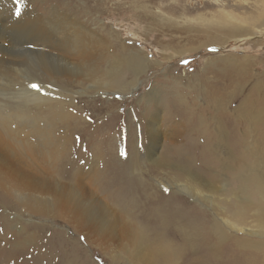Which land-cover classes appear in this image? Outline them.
<instances>
[{
	"label": "bare ground",
	"instance_id": "bare-ground-1",
	"mask_svg": "<svg viewBox=\"0 0 264 264\" xmlns=\"http://www.w3.org/2000/svg\"><path fill=\"white\" fill-rule=\"evenodd\" d=\"M91 2L93 12L78 15L66 12L62 0H25L19 16L15 0L0 6V67L13 72L19 99L1 126L9 129L10 118L32 121L35 112L44 111L45 148L55 167L61 160L57 180L75 179L73 186L59 183L49 199L26 197L21 205L28 213L67 219L104 252L103 245L118 246L128 264H264V80L249 74L253 56L240 60L227 54L217 64L207 56L194 96L179 91L165 98L153 85L137 99L145 132L139 135L131 123L121 152L117 134L124 116L117 112L118 101L95 94L134 91L161 63L146 49L123 42L113 25L101 23L97 13H105L106 1ZM256 2L251 23L264 25V0ZM247 27L227 32L238 37ZM211 73L216 85L207 77ZM76 81L91 83L92 101H76L84 93L72 89ZM245 84L249 94L239 95ZM108 115L117 119L111 127L100 121ZM164 140L170 143L159 155ZM152 165L165 177L148 180ZM13 253H5L0 264H11Z\"/></svg>",
	"mask_w": 264,
	"mask_h": 264
},
{
	"label": "rangeland",
	"instance_id": "rangeland-1",
	"mask_svg": "<svg viewBox=\"0 0 264 264\" xmlns=\"http://www.w3.org/2000/svg\"><path fill=\"white\" fill-rule=\"evenodd\" d=\"M4 1L7 0H0V6H5ZM62 1L64 2L62 7L66 12L77 15L78 13L93 12L91 10L93 6L91 0ZM98 1L107 2L104 5L105 13L101 15L97 13V18L101 19V23L109 26L113 25L112 28L120 31L123 42H131V44L146 49L145 51L150 59L159 60L161 63L155 65L156 68L149 69V73L153 77L146 78L147 80L145 79L143 84L140 83L134 91L130 88V91H126L121 96L118 93L111 92L108 95L101 94L99 96L95 94L96 98L118 101L117 112L124 116L123 126L120 130L118 129L120 134H117V138H120L119 140L123 143L120 148L121 152H123V145L128 143L131 123L134 124L139 135L145 132L146 122L142 113L143 108H141L143 103L137 102V99L144 93H149L153 85L162 90V95L165 98L172 97L174 92L179 91L184 93L183 96H194L198 88L199 74L204 72L205 62H207L209 56L213 58L211 62L214 61L216 64L227 54H233L236 57L235 59L239 58L240 60H246L247 57L253 56L251 60L254 59L255 66L249 71V74L253 73L258 76L259 80H264V25L260 23L252 25L251 23V15L256 13L258 9L256 0ZM221 10L223 13H221ZM246 21L249 23H246ZM244 26H249L247 27L248 36H246L247 33H237L238 37H235L227 32L229 28L232 30L237 28L240 32ZM183 30H188L190 33L187 34ZM0 40H2V36ZM201 40L213 45L203 46ZM191 47L200 48L189 51L188 49ZM182 52H184V55L180 54ZM165 56L174 58L167 60ZM227 73H223L222 76H226ZM195 74L198 75L196 77L191 76ZM217 75H220V72L216 73ZM207 77L211 85H216L214 74H208ZM12 79L13 72L0 67V260L5 259V253L14 252L11 255L13 260L11 264L17 261L18 264L20 262L21 264L27 262L29 264H74V262L75 264H128L121 256L122 253L120 248H117L118 246L109 245L110 247H107L103 245L107 248V251L104 252L101 247L91 245L85 234L76 233L73 227L66 223L68 222L67 219L28 213L24 205H21L26 197H41L42 201L49 199L57 192L59 183L64 182L69 186H73L75 179L64 177L60 181L57 180L61 160L55 167L56 160L45 148L49 136L46 133V123L43 119L44 111L35 112L32 121L17 119L15 120L17 123H15L10 118L12 123H10L9 129L1 126L2 118H9L19 101L15 95L17 85L11 84ZM176 80H180V82L177 83ZM89 84L91 83L81 85L78 81L74 83L72 88L74 91L84 92L78 95L76 101L81 102L79 97L93 100L92 96L88 95V93H92L87 89ZM115 91L117 90L115 89ZM246 94H249L247 84H245V90L239 91V95ZM197 99L201 100L200 97H197ZM31 105L29 104V106ZM108 117L105 120L100 119V121H106L108 127H111L109 125L116 122L117 119L112 115H108ZM107 125L106 130L108 129ZM75 136L76 141H79V134H75ZM171 141L173 143L176 140ZM169 143L164 140L160 144L159 155L164 154ZM124 155L127 156V153H124ZM148 167V173L145 176L148 177V180H151V177H165L163 174L158 176V173L153 170V165ZM46 189L48 190L45 191ZM251 225L256 226L255 223ZM51 241L55 243L52 244ZM81 245H83V248ZM79 254L80 256H78ZM67 255L68 257H66Z\"/></svg>",
	"mask_w": 264,
	"mask_h": 264
},
{
	"label": "snow or ice",
	"instance_id": "snow-or-ice-1",
	"mask_svg": "<svg viewBox=\"0 0 264 264\" xmlns=\"http://www.w3.org/2000/svg\"><path fill=\"white\" fill-rule=\"evenodd\" d=\"M16 4H17V7L15 8V14L17 16H19L22 12V8H21V5H24L25 4V0H15ZM186 63V62H185ZM33 89H39V85L37 84H32L30 85Z\"/></svg>",
	"mask_w": 264,
	"mask_h": 264
}]
</instances>
